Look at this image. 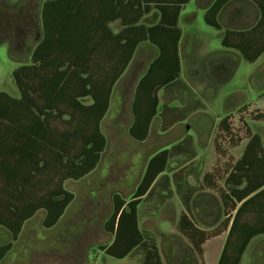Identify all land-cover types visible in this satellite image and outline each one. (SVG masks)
<instances>
[{
	"label": "trees",
	"instance_id": "16d2710c",
	"mask_svg": "<svg viewBox=\"0 0 264 264\" xmlns=\"http://www.w3.org/2000/svg\"><path fill=\"white\" fill-rule=\"evenodd\" d=\"M190 1L19 0L10 5L0 0V42L11 37L13 54L20 46L30 47L29 61L13 71L20 96L0 90V225L14 240L40 209L45 210L43 225H55L75 198L64 181L79 180L97 168L108 143L101 123L114 86L145 41L158 54L138 83L130 133L138 141L147 139L158 111V91L181 81L179 18ZM233 1L214 0L205 9L206 23L221 30L223 49L213 57L229 62L228 79L241 59L254 62L264 52V0H248L257 7L259 18L242 30L225 28L220 19ZM152 14L157 21L144 22ZM114 22H118L116 26ZM33 37L38 38L31 42ZM226 79L227 75L212 87L213 97ZM200 108L205 107L200 104ZM255 116L264 120V111ZM231 117L229 113L221 118L218 128L230 140H237ZM247 131L250 140L242 157L231 171L229 167L222 170L223 206L237 212L218 264H240L251 239L264 232V226L240 221L256 202L264 208V201H258L264 198V161L260 159L258 171L254 170L258 154L264 156V147L260 134L250 128ZM167 154L162 149L149 159L129 200L119 193L112 195L104 230L113 240L100 246L109 255L124 258L141 251L142 264H165L156 237L140 228L138 206L165 171ZM229 221L227 217L219 232ZM178 230L193 243L197 256L193 258L185 249L188 256L181 257L182 245L176 242L180 254L173 255L176 264H204L203 243L219 232L201 230L191 222L184 225L182 218ZM12 247V242L0 245V260Z\"/></svg>",
	"mask_w": 264,
	"mask_h": 264
},
{
	"label": "crops",
	"instance_id": "0c3cea01",
	"mask_svg": "<svg viewBox=\"0 0 264 264\" xmlns=\"http://www.w3.org/2000/svg\"><path fill=\"white\" fill-rule=\"evenodd\" d=\"M213 1L214 0H204L200 3L202 4L203 10H205ZM187 4L183 6L179 18V26L182 29V36L179 43L181 81L175 85L169 86L166 90L162 88L158 91L160 99L158 111L148 133V137L154 133L156 135L167 136L170 139L161 148H154L147 152L148 159L144 166L143 174L149 159L159 150L166 149L168 153L166 169L158 175L153 183L154 190L157 189L160 193L159 199H156L158 201L157 205H154L153 208L155 206H160L161 211L164 212L165 220L175 227L176 235H180L179 237L184 244L182 245L183 252L181 253V257L188 256V254L184 253L185 249V252L189 253L192 257L194 255L197 256L193 248V243L184 233H181L178 230V224L181 218L184 225L191 222L201 230L218 233L222 228L223 221L227 217H230L228 227L225 230L209 237L203 243V261L204 264H208L206 259L207 244L210 241H219V243H216L218 244V248L215 246L216 244L211 246L212 259L210 261V264H218L226 245L234 216L237 212V209L227 211L223 206L221 193L223 186L220 184L222 170L224 171L226 167H229L230 171L232 170L236 161L242 157L250 138L245 137L241 140H230L223 129L203 128L204 124L201 126L202 118L205 114L204 109L206 108V88H212L221 78L226 77V75L227 81L225 80L224 83L228 82L236 73L239 65L228 79L229 73L227 71L229 70V62H223L219 57H213L214 53L220 50L212 51L209 47L212 35L207 34L208 28H205L207 31L206 34H204L202 30L199 31L195 29L188 32L185 29L182 21L184 15L188 12L186 8ZM188 13L186 21L193 27L196 23L195 16L198 12L191 11ZM258 18L259 12L257 7L248 0L233 1L225 7L220 15L221 22L225 28L237 30H242L254 25ZM144 20V22L152 24L157 21V16L156 14H152L145 17ZM117 23L118 22H114L113 24L116 26ZM232 52L237 54L236 51ZM157 54L158 51L156 47L147 41L142 42L138 46L133 60L117 81L112 92L110 108L107 113H112L111 118L118 117L119 119L123 118L128 120L126 131L131 137L130 125L134 119L133 104L135 101L137 86L141 77L145 74L149 62L154 59ZM263 54L264 52L260 57ZM259 58L256 61H258ZM208 61L212 62L209 64ZM208 65L212 66L214 69L213 73L207 71ZM223 73H225L224 77L222 75ZM224 83L217 88L219 89ZM262 86L264 88V82ZM200 104L205 108H200ZM164 105L166 106L165 109ZM243 106H246V109L250 110L249 107H251V105L249 103H244L242 107ZM190 109L193 110L191 113H189ZM258 111H264V109ZM184 116L186 117L184 118ZM176 119L178 121L169 125ZM191 122L195 124L194 130L187 126L188 124L190 125ZM252 133L260 134L262 145L264 147V135L258 131H252ZM228 140L230 143L229 150L225 146ZM236 150L238 151L237 155L234 153ZM143 153L145 154V152H142L140 157L144 155ZM260 159L261 161H264V156L258 154V157L255 160L254 170L258 169L257 163H262L260 162ZM207 176L208 179H210L208 182ZM85 177L81 179H84ZM154 190H152L148 197L145 195L143 201H141L138 206L139 225L141 205L145 204L144 202L146 200L153 202L152 196ZM231 198L234 199L235 197L231 195ZM258 201L263 202L264 198H260ZM72 202L67 206L64 214L67 213ZM240 204L241 203H239V205ZM259 204L256 202V204H253L251 208L246 210L244 217L240 221L251 223L262 228L264 226V208L261 207L263 206V203ZM39 211H43V215L45 216L44 209H40ZM59 221L52 227L46 228H55ZM22 232L23 230L21 231V234ZM256 239H259V241H257V247L260 252L257 256H260L263 252L264 232L255 235L251 239L247 248L252 245ZM14 241L11 232L0 225V245L8 242L13 243L12 249L2 260H0V264H25L26 260L24 261L23 257H25L26 254L23 252L22 248L16 253V257L11 256V252L14 248ZM111 243L112 241L109 244ZM177 249L178 247L176 243L170 246V251H173L172 257L175 255L174 253L177 252ZM45 252L47 251L45 250ZM50 253L47 252V255ZM129 255H131V253Z\"/></svg>",
	"mask_w": 264,
	"mask_h": 264
},
{
	"label": "rangeland",
	"instance_id": "374dc122",
	"mask_svg": "<svg viewBox=\"0 0 264 264\" xmlns=\"http://www.w3.org/2000/svg\"><path fill=\"white\" fill-rule=\"evenodd\" d=\"M18 1L6 0L10 5H15ZM203 1L192 0L186 5L188 12L196 11L198 14L195 16L196 23L192 27L186 21L189 14L187 12L182 21L183 25L188 32L197 29L202 30L204 34L207 33L205 28H208L207 34L212 35L209 47L212 51L221 50L223 49L219 36L221 30L207 25L206 10H203L200 4ZM37 38L33 37L31 42L36 41ZM11 47V37H6L0 42V90L19 97L20 91L13 71L29 61L30 47L26 44L20 46L15 54ZM207 71L213 72L214 69L208 65ZM263 82L264 54L256 62L241 59L234 76L217 90L214 97L213 88H206V108L201 126L204 124L203 128L218 129L221 118L232 112L230 126L235 138L244 139L248 133L247 128L264 135V120L255 116L258 110L264 109ZM244 103L251 105L250 110L242 107ZM111 115L112 113H107L101 123L108 143L97 168L84 179L64 181L66 189L75 195L67 213L55 228L43 226V211L37 212L28 219L19 239L14 241L12 257H16V253L22 248L26 254L23 257V260L27 262L25 264H141L143 257L141 251L133 252L124 258H117L100 248L102 245H109L113 237L104 230V221L112 209V195L119 193L129 200L143 174L148 159L147 152L154 148H161L170 138L153 133L146 141H137L127 134L128 120L111 118ZM187 126L192 130L195 129L193 122ZM225 146L229 150V140ZM142 152L145 154L143 153L144 155L140 157ZM234 153L237 155L238 151ZM220 184L224 186V180H221ZM159 194V191L155 189L152 196L153 202L146 200L145 204L141 205L140 226L145 233L157 238L165 264H176L170 246L176 242L184 244L179 238L180 235L178 233L176 235L175 227L165 220L161 207L153 208L157 205L156 199H159ZM257 241L259 239L246 249L240 264H264V242L262 256H257L260 252ZM216 243L219 241L214 240L207 244L208 264L212 259L211 246ZM215 246L218 248V244ZM45 250L51 253L47 255ZM174 254L180 257L177 252Z\"/></svg>",
	"mask_w": 264,
	"mask_h": 264
},
{
	"label": "flooded vegetation",
	"instance_id": "af4514ba",
	"mask_svg": "<svg viewBox=\"0 0 264 264\" xmlns=\"http://www.w3.org/2000/svg\"><path fill=\"white\" fill-rule=\"evenodd\" d=\"M5 2H6V0H5ZM7 3V2H6Z\"/></svg>",
	"mask_w": 264,
	"mask_h": 264
}]
</instances>
